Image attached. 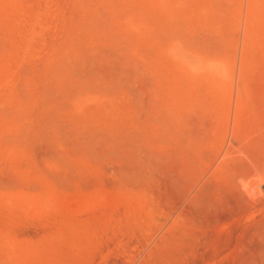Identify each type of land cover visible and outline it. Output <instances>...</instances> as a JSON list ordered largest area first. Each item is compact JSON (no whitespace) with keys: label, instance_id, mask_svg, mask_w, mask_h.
I'll list each match as a JSON object with an SVG mask.
<instances>
[{"label":"rangeland","instance_id":"obj_1","mask_svg":"<svg viewBox=\"0 0 264 264\" xmlns=\"http://www.w3.org/2000/svg\"><path fill=\"white\" fill-rule=\"evenodd\" d=\"M264 0H0V264H264Z\"/></svg>","mask_w":264,"mask_h":264},{"label":"water","instance_id":"obj_2","mask_svg":"<svg viewBox=\"0 0 264 264\" xmlns=\"http://www.w3.org/2000/svg\"><path fill=\"white\" fill-rule=\"evenodd\" d=\"M251 193L254 197H258V196H261L262 194H264V183L253 186L251 188Z\"/></svg>","mask_w":264,"mask_h":264}]
</instances>
